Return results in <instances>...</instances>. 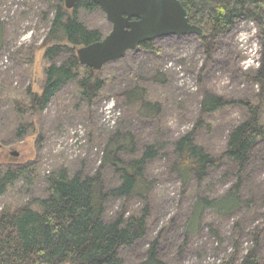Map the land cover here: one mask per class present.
I'll use <instances>...</instances> for the list:
<instances>
[{"label":"rangeland","instance_id":"rangeland-1","mask_svg":"<svg viewBox=\"0 0 264 264\" xmlns=\"http://www.w3.org/2000/svg\"><path fill=\"white\" fill-rule=\"evenodd\" d=\"M59 6L71 13L64 0H0V173L31 164L34 176L30 186L19 179L7 187L0 196V211L46 198V178L60 169L69 176L99 174L104 191L116 187L119 174L104 163V153L117 132L128 133L135 148L130 151L127 146L119 154L123 161L139 160L151 145L158 153L143 169L151 185L145 236L120 250L124 264L143 261L153 243L164 264H222L232 258L238 264L249 251L255 253L257 264H264V139H258L243 166L224 156L230 132L249 118L239 102L259 105L258 124L264 132V95L251 80L260 67L244 70L242 65L249 50L261 60L255 23L237 22L210 46L197 34L156 39L151 51H129L96 72L105 85L92 102L84 101L71 81L42 111H35L32 99L45 83L50 63L44 53L54 43L48 34ZM77 20L99 32L101 39L111 31L99 8L79 9ZM67 58L60 55L53 63ZM132 88L141 91L136 98L142 94L143 101L158 104L159 111H144L138 102L126 104V91ZM205 92L233 103L203 113ZM187 133L221 164L208 168L202 181L190 177L184 184L172 171L173 145ZM228 194L237 204L232 212L205 208L194 219L199 199L217 201ZM143 208L138 197L109 199L104 220L120 213L140 215Z\"/></svg>","mask_w":264,"mask_h":264},{"label":"trees","instance_id":"trees-1","mask_svg":"<svg viewBox=\"0 0 264 264\" xmlns=\"http://www.w3.org/2000/svg\"><path fill=\"white\" fill-rule=\"evenodd\" d=\"M179 1L188 12L189 22L203 30L200 39L204 45L210 46L213 40L230 31L239 21L249 20L255 23L261 37L262 54L260 68L251 80L260 85L263 96L264 0ZM96 8L98 7L91 0H78L69 14L61 6L57 7L48 34L54 43L44 53V58L50 63L45 70V83L40 95H33L32 99L35 111H42L68 82H76L81 97L88 103L104 87V81L95 75L98 71L80 66L76 55L77 47L101 40L99 32L86 29L77 20L79 9L93 11ZM63 42L66 44L61 45ZM152 43L153 41L144 42L138 48L151 51ZM63 54L68 55L67 60L59 65L54 64L55 58ZM138 91V88L126 91V104L134 105L138 102L144 111H159L158 104L151 106L143 101L142 94L136 98ZM231 103L233 102L205 92L201 111L212 113ZM239 103L247 109L249 118L230 132L224 156L243 166L258 139H264V132L258 124L259 105L251 106L245 101ZM127 146L130 151L135 148L131 134L117 132L109 140L104 153V163L111 165L119 174V184L116 187L104 191L99 174L94 177L81 174L69 176L66 170L60 169L46 178V198L34 199L30 204L11 212L0 211V264H124L119 255L120 250L132 246L145 236L147 193L151 185L144 179L143 169L146 162L158 153L156 146H147L139 160L125 162L119 154L127 150ZM173 153L176 162L172 171L184 184L190 177L202 181L208 168L221 164L220 158L211 156L194 142L192 133L183 135L174 143ZM32 171V165L28 164L0 173V196L19 179L32 185ZM229 195L217 201L199 199L194 219L205 208H215L221 213L232 212L237 204ZM132 197H138L144 203L140 215L125 216L120 213L111 221L104 220V205L107 200H127ZM156 248L157 244L153 243L146 258L137 264H164L157 257ZM222 264L236 263L232 258ZM238 264H257L255 253L249 251Z\"/></svg>","mask_w":264,"mask_h":264},{"label":"water","instance_id":"water-1","mask_svg":"<svg viewBox=\"0 0 264 264\" xmlns=\"http://www.w3.org/2000/svg\"><path fill=\"white\" fill-rule=\"evenodd\" d=\"M111 24L110 33L100 41L76 50L80 66L99 71L108 63L124 58L144 42L169 36L203 35L188 20L179 0H91ZM78 0H64L72 10ZM17 156V153H12Z\"/></svg>","mask_w":264,"mask_h":264},{"label":"built area","instance_id":"built-area-1","mask_svg":"<svg viewBox=\"0 0 264 264\" xmlns=\"http://www.w3.org/2000/svg\"><path fill=\"white\" fill-rule=\"evenodd\" d=\"M242 65L244 70L258 68L260 66V60L258 58V54L256 52H253L252 50L246 52L245 57L242 61Z\"/></svg>","mask_w":264,"mask_h":264}]
</instances>
